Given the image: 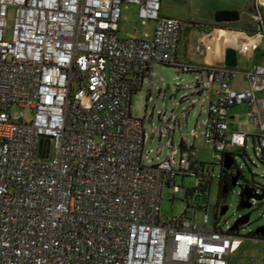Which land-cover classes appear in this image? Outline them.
<instances>
[{
  "label": "built area",
  "instance_id": "obj_1",
  "mask_svg": "<svg viewBox=\"0 0 264 264\" xmlns=\"http://www.w3.org/2000/svg\"><path fill=\"white\" fill-rule=\"evenodd\" d=\"M123 4L156 22L151 38L120 36ZM263 8L254 0L258 28L235 40L242 53L264 41ZM161 9L162 0H0V264H232L246 236L219 226L221 207H210L202 223L161 215L163 188L179 192L178 176L194 175L197 187L222 181L223 172L197 160L199 147L184 138L176 157V119L165 112L171 152L146 164V116L132 114V96L145 80L152 86L157 64L202 73L192 89L206 95L207 117L195 139L212 144L221 163L246 148L250 132L233 129L229 112L245 103L264 153V61L241 71L180 60L182 21ZM241 72L245 90L231 86ZM14 103L30 108L32 119L13 117Z\"/></svg>",
  "mask_w": 264,
  "mask_h": 264
},
{
  "label": "rangeland",
  "instance_id": "obj_2",
  "mask_svg": "<svg viewBox=\"0 0 264 264\" xmlns=\"http://www.w3.org/2000/svg\"><path fill=\"white\" fill-rule=\"evenodd\" d=\"M254 0H163V13L176 17L182 21V39L180 49L189 53L194 52L198 36L212 29L210 26L215 23L216 15L220 11L237 10L240 11L241 19L244 25L255 27L256 23L251 18V6ZM264 15V8L262 9ZM127 17L124 15V23L128 29H132L138 24L136 12L127 11ZM15 9L10 8L7 15L5 37L11 39L15 24ZM124 19V18H123ZM142 21V20H141ZM216 24V23H215ZM219 25L237 27L238 22H223ZM189 30L191 32L189 33ZM264 48V43L261 50ZM156 78L151 86L150 80L144 81L141 89L137 90L132 96L131 111L136 117H144V128L148 133V138L144 144L143 154L146 164L155 163L164 159L171 152L167 144L169 134L166 129L163 114L166 117L176 119L173 123L175 133L173 135L176 148L178 149L177 158L182 150V139L184 138L188 145L195 142L199 150L195 158L206 163H215V174L226 173L233 166L234 172L241 171V176L237 185L232 186L226 197H220V182L213 181L208 197L198 196L197 193H186V189H192L196 185V177L178 176L177 184L180 185L179 192H173L168 185L163 188L161 215L163 219H169L175 216H185L198 223H202L205 214L210 207L220 208L226 204L229 206L225 214L218 215L219 226L223 230H228L236 220L245 214H250L249 221L240 225L238 231L240 235L246 236L244 244L238 252L232 255V264H254L253 258H256L257 264H264V237L255 241L253 236L260 235L255 230L264 225V197L261 199H252V206L242 208L240 206L242 185L249 183L257 185L264 193V153L258 148V145L250 136L246 151L235 150L233 154H226L223 163L218 160L214 146L210 143L205 144L201 135L195 139L193 130L201 134L205 128L204 120L207 114L201 106L206 97L203 93H194L192 87L197 75L202 77V73L183 72L176 67L166 64H157L155 66ZM188 85V87H185ZM218 83H215V88ZM189 94L187 100H182L184 95ZM208 106V101L204 102V107ZM13 117H18L21 113L25 121H30L33 112L30 108H23L14 103L10 108ZM249 121L248 116H240L239 121ZM159 128H162L165 135L160 138ZM152 129L156 131L155 136ZM158 149L162 153L158 154ZM159 157V158H158ZM194 206V212L192 207ZM191 208V209H190ZM187 210V212H186ZM238 260V263H236Z\"/></svg>",
  "mask_w": 264,
  "mask_h": 264
},
{
  "label": "crops",
  "instance_id": "obj_3",
  "mask_svg": "<svg viewBox=\"0 0 264 264\" xmlns=\"http://www.w3.org/2000/svg\"><path fill=\"white\" fill-rule=\"evenodd\" d=\"M254 9V3L251 6V13ZM122 19L120 22V29L119 34L121 37H128L131 35H138L139 37H152L155 31L156 22L155 21H147L142 22L138 16V6L137 5H130V4H123L122 6ZM134 10L136 12V16L138 19V26L128 29L125 25L124 20L127 17V11ZM163 0H162V9L161 13L163 15H167L163 13ZM237 11V10H236ZM239 17L236 20L225 21V22H238L237 27H231L226 25H219L215 19V23L210 25L213 26L211 30L205 32L198 36L197 43L194 48V52L189 53L188 50L183 52L180 49L179 43V50H178V57L182 61H193L199 64H224L225 60V52L226 49L229 47H235V40L246 41L250 35H252L255 30L258 28V24L256 23L255 27H250L244 25L242 22V17L240 11H237ZM250 13V15H251ZM170 16V15H167ZM124 18V19H123ZM252 18V16H251ZM253 19V18H252ZM254 21V20H253ZM191 30H189V33ZM182 26H181V35L180 41L182 39ZM264 41L260 44L259 48L256 49L254 52L249 53H242L238 51V69L244 71L254 64L262 63L264 61V48L261 50ZM231 86L237 90H245L249 88L250 84L246 77V75L241 72L239 75L231 80ZM259 97H264V91L258 93ZM248 106L245 103L238 104L229 108V112L232 116V127L233 129L238 130H247L250 132L248 136V141L250 136H252L253 141L255 142L254 133L256 132L253 126L251 125V121H239L241 115L245 113L247 116ZM248 145V143H247Z\"/></svg>",
  "mask_w": 264,
  "mask_h": 264
},
{
  "label": "water",
  "instance_id": "obj_4",
  "mask_svg": "<svg viewBox=\"0 0 264 264\" xmlns=\"http://www.w3.org/2000/svg\"><path fill=\"white\" fill-rule=\"evenodd\" d=\"M239 17V14L236 10H225V11H220L216 15V21L218 23L225 22V21H231V20H236ZM224 64L232 67H236L238 65V51L235 47H229L226 49L225 52V60ZM233 166L231 167V170H233ZM241 176V171L238 170L233 174L231 177V185L235 186L238 183V180ZM242 192H241V201H240V206L242 208H247L252 206V198L255 199H261L264 197V193L261 194H256L254 193V187L249 184H243L242 185ZM229 191V185L225 184L223 187V192L228 193ZM216 207V206H215ZM214 207V208H215ZM229 206L224 204L221 206V212L220 214L223 215L226 213L228 210ZM250 214H245L243 216H240L236 222L231 226L232 230H238L240 225L246 224L249 221ZM255 233L258 235L264 236V225L259 226L256 230Z\"/></svg>",
  "mask_w": 264,
  "mask_h": 264
},
{
  "label": "trees",
  "instance_id": "obj_5",
  "mask_svg": "<svg viewBox=\"0 0 264 264\" xmlns=\"http://www.w3.org/2000/svg\"><path fill=\"white\" fill-rule=\"evenodd\" d=\"M243 150L244 152L246 151V148L244 149H241ZM234 170L233 172H226V173H223L222 176H223V179L222 181H220V197H226L227 196V193H224L223 192V187L225 184H228L229 185V190L231 189L232 185H231V177L233 176L234 174ZM211 185H212V182L211 181H207L205 183H201L199 186L197 187H194L192 189H187L186 193H190V194H195L197 193L198 196H203V197H208L209 194H210V190H211ZM187 212V210H186ZM260 237H264L262 235H260Z\"/></svg>",
  "mask_w": 264,
  "mask_h": 264
}]
</instances>
